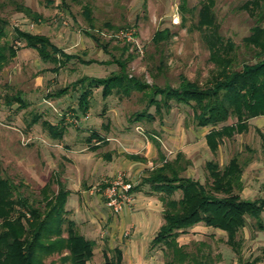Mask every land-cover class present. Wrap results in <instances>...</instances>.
<instances>
[{"label":"rangeland","instance_id":"374dc122","mask_svg":"<svg viewBox=\"0 0 264 264\" xmlns=\"http://www.w3.org/2000/svg\"><path fill=\"white\" fill-rule=\"evenodd\" d=\"M201 1L0 0L7 43L16 52L9 57L6 50L8 59L0 68V177L11 184L13 200L26 201L43 216L61 184L70 193L65 218L95 242L87 264L115 259V249L121 251V264H165L169 260L164 247H151L166 207L160 195L142 182L149 171L165 162L172 164L180 178L205 185L207 162L223 167L237 156L245 164L240 197L264 198V118L249 120L246 133L224 139L212 154L204 140L208 128L194 125L187 106L171 103L169 110L163 108L157 114L153 106L147 107L141 93L103 99L101 89L94 90L86 112L78 106L80 92L73 84L84 76L105 78L118 73L116 61L126 64L130 77L148 85L176 88L183 79L205 85L215 66L209 61L206 36L210 32L198 28ZM247 1L213 0L211 6L215 24L211 37L215 39L216 34L223 44L235 45L236 69L254 62L243 44L257 25L240 9ZM14 29L46 36L56 47L92 63L71 61L55 73L54 65L42 62L36 51L15 40ZM160 32L166 37L155 43ZM64 88H68L65 95L54 96ZM15 96L24 106L13 100ZM142 111L154 120H131ZM46 124L64 127L63 137L53 138ZM92 133L106 140L96 151L90 149L95 140L87 141ZM117 173L124 174L133 186L134 203L125 220L106 210L98 192ZM180 196L177 192L172 198ZM14 206L13 218L22 212ZM261 226L246 218L237 236L240 255L227 245L224 232L201 224L177 242L194 256H209L214 264H243L255 258L257 264H264V212ZM63 256L66 252L44 256L43 264H70Z\"/></svg>","mask_w":264,"mask_h":264},{"label":"trees","instance_id":"16d2710c","mask_svg":"<svg viewBox=\"0 0 264 264\" xmlns=\"http://www.w3.org/2000/svg\"><path fill=\"white\" fill-rule=\"evenodd\" d=\"M212 5L213 0L201 1L198 20V28L210 32L206 36L209 61L215 66L205 85L186 79L181 80L176 88L148 85L130 77L125 72L126 64L116 61L118 73L105 78L84 76L73 84V89L80 92L79 108L86 112L94 90L98 89H101L103 99L113 95L129 98L133 93H141L146 96L147 107L153 106L157 114L163 108L169 110L171 103L187 106L191 109L194 125L200 129H209L205 142L212 154H216L224 139L246 133L249 120L264 118V0H249L240 7L257 24L250 35L243 39L254 62L243 64L240 69H236L238 56L235 45L232 42L223 44L221 37L216 34L215 39L211 37L215 32ZM6 28L7 22L0 18V68L8 59L6 50L9 57H14L16 53L12 44L7 43ZM13 33L15 40L23 43L25 48L36 51L42 62L54 65L52 71L55 73L71 61L92 63L56 47L46 36L18 29H14ZM85 33L95 44L101 45L98 38L87 31ZM164 37L166 34L160 32L154 38L155 43ZM67 91L68 88L60 89L54 96L61 97ZM13 100L24 106L19 96ZM131 120L151 122L154 116L142 111L133 114ZM229 120L234 122L226 124ZM47 128L55 139H61L65 132L64 127L47 125ZM91 139L96 142L90 147L92 151L105 144V139L97 133H92L87 141L91 142ZM205 166V185L190 178H180L168 162L149 171L143 180L152 192L160 195L166 207L162 212L163 224L151 241L152 248L164 247L169 258L165 264H214L209 256H194L177 242L182 234L197 225L224 232L227 245L236 255H240L237 236L245 227L246 218L255 220L258 228H262L264 198L252 201L242 199L239 195L243 188L245 164L234 156L223 167L213 161L207 162ZM12 191L11 184L0 177V264H43L44 256L63 252H66L64 260L70 264H87L92 259L95 242L86 239L78 232L75 222L65 218L69 192L61 184L57 185L51 208L44 216L26 201L13 200ZM177 192L181 196L176 200L172 197ZM14 205L22 209L15 218L13 213L17 209ZM114 253L116 258H105V264H121V251L115 249ZM258 260L255 258L243 264H257Z\"/></svg>","mask_w":264,"mask_h":264},{"label":"built area","instance_id":"2783aa9c","mask_svg":"<svg viewBox=\"0 0 264 264\" xmlns=\"http://www.w3.org/2000/svg\"><path fill=\"white\" fill-rule=\"evenodd\" d=\"M132 184L124 174L117 173L111 180L106 181L100 192L104 207L112 214L117 215L134 203Z\"/></svg>","mask_w":264,"mask_h":264},{"label":"crops","instance_id":"0c3cea01","mask_svg":"<svg viewBox=\"0 0 264 264\" xmlns=\"http://www.w3.org/2000/svg\"><path fill=\"white\" fill-rule=\"evenodd\" d=\"M203 129H206V128H203ZM208 131H209V129H208ZM208 131L206 132V134L208 133ZM206 134H205V135H206ZM205 135H204V140H205ZM105 144H106V140H105ZM205 144H206V142H205ZM206 146H207V145H206ZM207 148H208V147H207ZM208 150H209V148H208ZM209 151H210V150H209ZM144 178H145V177H144ZM144 178H143V180H144ZM126 179H127V178H126ZM142 182H143V181H142ZM143 184H145V183L143 182ZM145 185H148V184H145ZM149 188H150V187H149ZM152 193H154V192H152ZM69 194H70V193H69ZM132 194H133V193H132ZM155 194H156V193H155ZM99 196H100V198H102V197H101V194H100ZM68 197H69V196H68ZM102 200H103V199H102ZM106 210H107V209H106ZM108 211H109V210H108ZM130 212H131V211H130V208H127V209L123 210L121 213H119V214H117V215H114V214H113V215H114L115 217H117V218H121V219L123 218V220H125V219L128 217V215L130 214ZM109 213H110V212H109ZM110 214H111V213H110ZM124 218H125V219H124ZM161 226H162V225H161ZM161 226H160V227H161ZM160 227H159V229H160ZM159 229H158V231H159ZM158 231H157V232H158ZM157 232H156V234H157ZM156 234H155V235H156ZM154 237H155V236H154ZM154 237H153V238H154ZM153 238H152V240H153ZM86 239H87V238H86ZM89 240H90V239H89ZM152 240H151V241H152Z\"/></svg>","mask_w":264,"mask_h":264}]
</instances>
